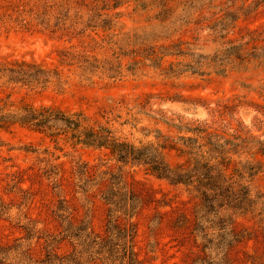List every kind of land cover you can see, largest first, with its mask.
Instances as JSON below:
<instances>
[{"label":"rangeland","instance_id":"374dc122","mask_svg":"<svg viewBox=\"0 0 264 264\" xmlns=\"http://www.w3.org/2000/svg\"><path fill=\"white\" fill-rule=\"evenodd\" d=\"M25 107L80 114L83 127L118 142L160 147L172 168L191 162L176 150H187V139L204 150L228 141L225 174L264 194V172H241L264 155L232 152L233 144L264 140V0H0V115ZM80 165L96 181L120 169L147 193L128 220L139 261L203 257L190 188L123 166L107 148L75 144L69 132L15 124L0 128V264H118L105 253L89 259L63 237L59 213L74 226L89 221L97 242L109 238L106 178L83 194ZM233 228L242 239L228 251L231 264H264L255 219L234 216Z\"/></svg>","mask_w":264,"mask_h":264},{"label":"trees","instance_id":"16d2710c","mask_svg":"<svg viewBox=\"0 0 264 264\" xmlns=\"http://www.w3.org/2000/svg\"><path fill=\"white\" fill-rule=\"evenodd\" d=\"M84 117L76 114L74 119L67 117L61 111L51 107L23 108L20 115H0V128L6 129L19 124L35 130L50 131L52 134L69 132L75 144L86 147L107 148L117 162L125 165H142L146 171L157 179H163L169 184L182 185L196 193L198 203L193 212L194 223L192 232L200 241L203 257L194 264H231L228 251L242 239V235L233 228L234 216L251 215L260 230L264 232V194H253L249 186L242 185L239 180L225 174L228 162L225 155L231 150L225 149L230 145L228 141L222 144L208 141L205 145L194 146L191 139H187L184 146L187 150L177 149L180 153L190 156V163L183 168L178 165L172 168L164 159L161 148L152 145L134 148L123 142H118L103 129L97 132L83 127ZM53 131V132H52ZM232 152L251 155H264V140L251 138L248 143L233 144ZM242 150V151H241ZM242 174L254 178L264 172V160L245 162L241 166ZM238 173V178L243 175ZM79 192L86 194L88 187L96 186L100 180L106 178L102 199L108 205L106 231L109 238L97 242L90 231L89 221H81L74 226L68 215L59 213L64 221L63 237L72 239L81 246L88 258L101 253L107 254L106 259L118 264H144L136 258L132 242L134 238V224L128 220L134 216L147 202V193L132 187L119 169L117 173L103 172V177L96 181L89 174L85 165L77 170ZM59 188V184L55 185ZM58 211H65L61 206ZM123 218L124 223L119 219ZM97 249L94 250V248ZM52 263V262H50Z\"/></svg>","mask_w":264,"mask_h":264}]
</instances>
